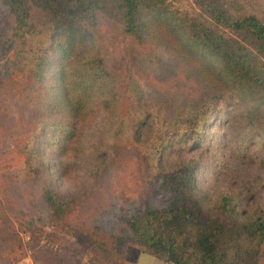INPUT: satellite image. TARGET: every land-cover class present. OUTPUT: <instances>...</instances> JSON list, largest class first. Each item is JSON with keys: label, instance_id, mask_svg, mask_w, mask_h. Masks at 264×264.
Listing matches in <instances>:
<instances>
[{"label": "trees", "instance_id": "obj_1", "mask_svg": "<svg viewBox=\"0 0 264 264\" xmlns=\"http://www.w3.org/2000/svg\"><path fill=\"white\" fill-rule=\"evenodd\" d=\"M174 1L0 0L19 109L16 142L0 153V170L20 165L37 179L45 168L44 128L67 155L81 150L84 132L98 120L102 143L125 157L115 184L127 173L138 179L131 208L117 209L113 194L130 197L109 187L99 196L106 199L101 210L75 223L70 200L47 184L38 191L49 226L70 241L72 232L91 235V263L125 264L131 242L167 264H264V204L251 210L244 201L254 193L198 184L212 150L264 159V0ZM147 57L166 61L165 69L133 65ZM151 93L165 99L152 105ZM7 106L0 102V141ZM173 150L181 155L164 166ZM101 157L110 159L105 150ZM214 160L205 166L219 174ZM14 212L21 228L38 229L34 215L26 218L19 206ZM23 229L0 232V264L25 257Z\"/></svg>", "mask_w": 264, "mask_h": 264}, {"label": "rangeland", "instance_id": "obj_2", "mask_svg": "<svg viewBox=\"0 0 264 264\" xmlns=\"http://www.w3.org/2000/svg\"><path fill=\"white\" fill-rule=\"evenodd\" d=\"M174 5L186 7L193 6V0L174 1ZM8 19L0 14V102L6 101L9 106L8 113L1 116L3 124V134L0 141V153L10 150L15 144V136L18 134V126L15 116H19V109L13 106L14 99L11 93V81L14 76V70L11 68L10 60L13 50L9 49L12 45L9 43ZM109 28L107 29V31ZM108 37H116V32H110ZM147 57L145 62H134L133 65L141 66L143 70L163 71L162 66L166 61L151 62ZM152 58V57H151ZM136 60H140L136 58ZM140 75H142L139 72ZM156 96V97H154ZM152 105L157 106L165 98L159 94H152ZM98 120L92 121L84 132L82 148L79 151H70L64 155L60 150V142L54 136L52 128H44L40 138V147L44 154L45 168L37 179H28L22 166L0 170V232L11 228L14 231H22L15 218V207L24 209L23 212L28 218L34 215L38 220L39 227L35 231L20 233L23 243L25 257L30 256L36 264H50L46 260L47 256L53 255L51 264H57L56 255L62 258V264H72L78 261L80 264H94L90 262V256L87 254L93 251V242L88 231L72 232V241L67 240L65 235L47 223L46 209L38 196L41 185H50L64 199L70 200L72 215L70 220L78 223L81 217L91 214L96 215L100 211V205L105 203L106 199L100 201L99 196L104 191L111 192L109 187L118 192H122L130 199H123L113 194L110 202L116 205V208L130 209L128 203L135 199L134 189L138 187V179L135 176L125 174L127 178L123 179L121 185H116L117 179H122L125 157L122 156L115 147L109 145V148L102 143V134ZM39 146V145H38ZM212 150L206 157L205 163H201L198 171V184L202 190H217L228 192H244V195L254 193L255 200H245L250 209L259 208L264 204V159L255 157L252 152L244 156L243 151L236 148L231 154L224 155V150ZM105 150L110 155V159L105 163V158H97L101 151ZM194 152H198L194 151ZM181 154L175 150L168 153L164 166L176 159ZM210 157L215 159L222 172L215 174L211 171L207 163H210ZM62 172V166L66 164ZM105 163V164H104ZM102 165V166H101ZM98 166H101L99 168ZM110 181V184H109ZM10 201V202H6ZM40 228V229H39ZM115 229H117L114 226ZM35 238L39 241L35 242ZM139 246L130 242L126 246L125 255H135ZM18 261V262H19Z\"/></svg>", "mask_w": 264, "mask_h": 264}, {"label": "crops", "instance_id": "obj_3", "mask_svg": "<svg viewBox=\"0 0 264 264\" xmlns=\"http://www.w3.org/2000/svg\"><path fill=\"white\" fill-rule=\"evenodd\" d=\"M124 262L125 264H167L153 255H149L147 253L142 252L141 249H138L134 256L126 254ZM16 264H36V263L33 262L30 256H27L26 258L22 259Z\"/></svg>", "mask_w": 264, "mask_h": 264}]
</instances>
